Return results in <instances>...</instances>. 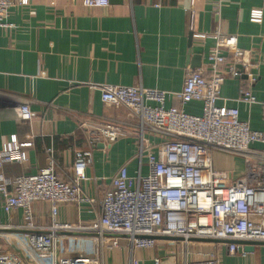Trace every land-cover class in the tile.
<instances>
[{"label": "crops", "instance_id": "1", "mask_svg": "<svg viewBox=\"0 0 264 264\" xmlns=\"http://www.w3.org/2000/svg\"><path fill=\"white\" fill-rule=\"evenodd\" d=\"M15 0L10 9L12 27L0 29V151L11 141L32 142L26 147L28 160L7 163L1 179L37 174L47 167L46 148L55 151L59 173H73L76 151L92 155L83 182L90 204H62L58 218L66 223H90L101 214L99 201L110 179L126 165L130 176L139 173V141L134 128L108 144L90 143V125L135 124L129 110L105 105L96 85L144 87L180 92L189 69L207 66L208 54L216 45L214 37L196 40L190 30V9L195 11V32L221 37L235 35L238 47L249 51L257 65V81L252 88L256 103L239 102L244 79L228 78L221 89L219 106L238 108L240 119L264 134V0H121L106 8L87 9L85 0ZM261 10V23L251 21V12ZM28 103L34 117L31 123L20 120V107ZM176 105L167 102L166 108ZM184 110L202 114V104L192 102ZM152 143L161 137L149 136ZM253 148L264 151V143ZM142 175L148 173L146 159ZM215 166L232 171L233 179L242 176L246 161L239 156L215 153ZM232 179V181H234ZM5 197L0 193V252L9 253L12 264H45L34 258L17 227L22 211L5 213ZM38 225L50 224L47 202L33 204ZM59 250L91 254L94 243L87 237L58 239ZM128 239L106 251L105 264H127L134 256L141 264H175L185 253L178 239H159L153 250H130ZM215 252L221 264H264V243L257 242L252 252L231 254L226 245L194 240L188 259H203L199 253Z\"/></svg>", "mask_w": 264, "mask_h": 264}, {"label": "built area", "instance_id": "2", "mask_svg": "<svg viewBox=\"0 0 264 264\" xmlns=\"http://www.w3.org/2000/svg\"><path fill=\"white\" fill-rule=\"evenodd\" d=\"M26 5L28 0H18ZM15 0H0V29L12 27L8 23ZM87 9L106 8L110 0H85ZM191 12L190 30L198 41L214 37L216 45L208 54L206 67L189 69L180 92L161 91L144 87L96 85L105 105L129 110L135 124L107 123L90 125L91 144H108L124 137L132 127L139 141V174L132 177L127 166H122L110 180L99 201L101 214L90 223H64L58 218L62 204H90L94 199L83 190L88 179L87 168L92 155L76 151L73 173H59L52 147L46 148L47 167L37 174H24L0 180L4 195L3 209L11 214L21 210L23 222L17 227L20 237L34 258L45 264H105L106 251L120 246L122 236L128 237L130 250H153L159 239H178L185 253L175 264H221L215 252H206L205 258L188 259V250L194 240L218 241L229 253L240 252L241 242L264 243V151L253 148L264 143V134L254 131L240 119L238 108L219 106L225 81L244 79L238 99L255 104L252 88L257 81L258 68L249 60V51L238 47L235 35L221 37L195 32V11ZM261 10L251 12V21L261 23ZM167 102H176L166 108ZM192 102L202 104V114L193 115L184 110ZM20 120H34L30 106L20 107ZM149 136L161 137L152 143ZM32 142L11 141L8 149L0 151V170L7 163L28 160L26 147ZM215 153L242 157L246 161L244 174L233 179L232 171L215 166ZM146 159L148 173L142 175ZM232 179L234 181H232ZM47 202L51 221L38 225L33 204ZM72 234V235H71ZM75 234V235H74ZM74 236L89 237L94 243L91 254L59 250L58 239ZM9 253L0 252V264H12ZM127 264H141L132 256ZM155 264H162L155 258Z\"/></svg>", "mask_w": 264, "mask_h": 264}, {"label": "water", "instance_id": "3", "mask_svg": "<svg viewBox=\"0 0 264 264\" xmlns=\"http://www.w3.org/2000/svg\"><path fill=\"white\" fill-rule=\"evenodd\" d=\"M111 2H120L121 0H110ZM72 235V234H71ZM75 235V234H74ZM202 242H211V241H206V240H200ZM212 242H217L218 241H212ZM239 244H242L244 245V248L243 249H240L239 251L240 252H245V253H249V252H252L254 250V246L257 244L256 242H241Z\"/></svg>", "mask_w": 264, "mask_h": 264}, {"label": "rangeland", "instance_id": "4", "mask_svg": "<svg viewBox=\"0 0 264 264\" xmlns=\"http://www.w3.org/2000/svg\"><path fill=\"white\" fill-rule=\"evenodd\" d=\"M121 238H123V239H126V240L128 239V237H127V236H122Z\"/></svg>", "mask_w": 264, "mask_h": 264}]
</instances>
